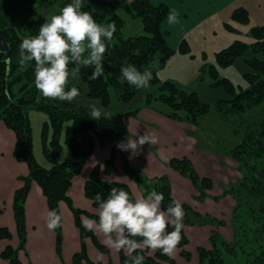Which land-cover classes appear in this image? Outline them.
Instances as JSON below:
<instances>
[{"label":"trees","instance_id":"1","mask_svg":"<svg viewBox=\"0 0 264 264\" xmlns=\"http://www.w3.org/2000/svg\"><path fill=\"white\" fill-rule=\"evenodd\" d=\"M56 1L0 0V32L3 33L10 49L9 64L7 66L4 50L0 44V121L15 135L14 159L19 163H25L28 167V176L21 178L23 187L17 190L13 197V213L18 246L16 249L6 247L0 255L1 259L7 261V264H21L17 253L23 250L25 244L24 203L31 183L34 182L40 187L43 196L46 198L48 211L55 210L58 214H61L58 205L60 202L71 205L66 191L71 185L73 177L81 172L86 161L93 154L96 144L102 146L105 143H110L112 151L110 157L102 166L97 165L91 171L84 186L85 197L93 202L95 208L99 209L98 203L94 200L96 193H101L102 198H106L110 189L115 187L123 188L133 196L125 184L103 182L100 180L99 174L103 171L104 174L109 175L114 171V154L117 141L126 140L127 137L131 136L123 121L134 116L138 110L112 115L111 119L93 120L89 115L88 107L50 102L49 98L43 97L34 83L35 62H26L23 66L19 63V45L22 40L37 35L39 31L25 27L23 24L13 26L6 17L7 6L9 5L11 8L23 7L27 15L31 17L36 13L35 5L37 3L45 2L51 5ZM95 2L113 10L114 13L107 18L104 15L94 13L90 7ZM82 10L90 12L99 24H107L113 21L116 24L117 31L114 33L112 40L106 42L108 47L103 60L105 68L103 76L98 79H90L93 72L90 67L82 68L80 72V78L87 86L88 97L100 100L104 106L108 105L109 102V88H112L117 99L122 102L130 101L138 91L135 87L129 85L127 81L121 83V66L131 63L143 71L153 61H157L158 67H162L176 50L182 53H187L189 50L185 39L180 41L175 51L168 46L167 33L161 30V24L169 13V9L165 4H153L151 0H87V6ZM120 12L131 20H139L143 34L124 38L122 29L125 25V18L119 14ZM231 17L242 25H246L249 21L248 14L244 9L233 11ZM250 34L252 37L251 43L245 44L241 41H235L216 54L217 63L220 66L230 65L247 49H250L254 54V57L249 59L247 63L250 72L245 74L249 88L240 91L231 100H220L216 103L214 111L220 115H226L228 111L241 113L264 102V26L254 27L251 29ZM69 67L71 68L72 65H69ZM7 74L9 76L8 87L5 80ZM150 84L157 86V94L147 95L145 106L155 107L153 103H159L167 111L161 108H158V111L171 120L196 125L202 116L211 111V106L204 103L196 93L183 91L170 81L161 84L155 73H153ZM217 84L223 85L228 93L233 94L235 92L232 84L227 79L218 81ZM30 111H40L46 116V121L41 126L40 137L42 154L49 164V168L38 165L34 156L32 130L29 122ZM251 142L252 136L230 149L228 154L239 163L250 156L261 157L264 154V142H261V140L254 141L256 148L253 150L255 151H249L247 145L249 146ZM64 148L67 149L68 156L59 162L58 158ZM167 166L181 176L186 177L193 184L200 194L199 201L207 196L205 191L212 187V182L207 178H200L188 159L174 158L168 161ZM256 167L258 168L257 165ZM123 169L136 182L143 196H146L153 189L163 193V209H167L168 205L174 201L167 178L159 177L149 180L141 173L134 171L127 163L124 164ZM257 170L259 171V180L254 182L250 192L263 198L264 166ZM236 192V188L230 187L227 191L225 190L224 194L228 193L234 197ZM234 198L236 202L241 199L236 196ZM211 199L218 200V198ZM69 207L74 216L75 226L80 232L81 240L84 241L86 238H90L98 249L104 251L92 232L85 229L80 218L85 216L99 222V217L74 209L72 206ZM249 207L250 209L247 212L242 213L241 210L233 213L231 219L234 235L232 243H227L218 233L211 232L209 238L210 249L201 247L195 249L199 264H226L224 255H229L233 259L241 258L243 264H264V202L258 207V210H253L251 205ZM182 208L185 213L183 218L184 227L225 226L224 222L208 215H200L187 205H182ZM246 225L251 228L249 232L254 237L252 239L256 243L257 249L250 244L249 240L245 239L246 233H249L246 231ZM184 227L181 231V240L176 248L179 250L180 257L189 262L191 254L185 250L188 240L184 234ZM167 231L171 232L173 228L169 226ZM54 232L56 234L57 250L59 251L62 240L61 227L56 228ZM10 238L11 235L8 229L0 227V240ZM135 239L141 240L142 238L135 237ZM257 250L258 252H256ZM150 251L151 249H145L141 253L145 257L143 264L171 262L161 251H156L153 256L148 255ZM118 254L120 264H125L127 259L125 252L121 250ZM72 262L73 264H92L87 259L84 248L73 256Z\"/></svg>","mask_w":264,"mask_h":264},{"label":"crops","instance_id":"2","mask_svg":"<svg viewBox=\"0 0 264 264\" xmlns=\"http://www.w3.org/2000/svg\"><path fill=\"white\" fill-rule=\"evenodd\" d=\"M259 2L264 5V0H175V3L179 5L178 18H181L184 27L183 31L180 32L179 40L185 39L187 33H192L198 25L207 20L226 13L228 15L230 11L232 13L237 9H244L250 20H254L257 24L255 27L264 26V14L261 21L255 20L251 15V9L257 11L264 9ZM162 4L166 5V3ZM231 13L228 16H231ZM166 33L168 34L167 30ZM182 33L183 38L181 37ZM166 41L171 49H176L180 43L177 41V43L170 45L167 38ZM158 110V108L144 105L138 108V112L134 116L123 121L131 136L136 131L141 135L144 132L155 133L158 142L143 145L138 154H133L130 150L121 151L116 147L114 154L115 169L109 175L101 171L100 180L106 183L125 184L130 189L134 199L143 196L136 182L123 169L124 164L127 163L134 171L141 173L149 180L159 177L167 178L173 199L179 201L181 205L189 206L200 215L211 213V209L221 207L222 202H226L228 196H221V191L217 188L216 194H209L218 197L217 201H213L209 197L201 201L197 200L198 195L191 182L170 169L167 163L174 158H186L200 177L210 179L218 187L220 184L233 183L228 174L230 172L228 168L232 170L233 166L224 154L226 153L225 148L222 150L202 148L198 144L200 143L197 139L198 135L195 134L193 128L167 118ZM206 116L201 121H205ZM200 123L202 124V122ZM14 145V133L0 121V227L8 229L11 234L10 240H0V255L6 247L16 249L18 246L12 209L13 197L15 192L23 187L21 178L28 176L26 164L17 162L13 157ZM111 151L110 143L95 146L93 154L86 161L81 173L73 177L71 185L66 191L71 205L65 202L59 204L62 214V240L59 251L57 250L56 234L54 230H49L47 227L49 211L46 198L39 186L34 182L31 183L24 203L26 239L23 250L18 252L21 264H73V256L79 253L82 248L85 249L87 259L92 264H120L118 252L106 245V238L102 232L90 230L104 251L98 249L90 238L81 240L80 232L75 226L74 216L69 207L72 206L74 209L99 217V209L95 208L93 202L84 195V186L91 171L97 165L102 166L110 157ZM223 214L224 211L222 210L218 213L220 216ZM184 234L188 240L186 247L193 245L205 248L208 241L205 239L207 236L209 238L210 228L209 226H187L184 227ZM166 256L172 260L179 258V264H185V262L194 264L196 260L199 264L197 255L194 257L195 260L192 254L189 262L183 261L177 248L171 255ZM0 264H7V261L0 258Z\"/></svg>","mask_w":264,"mask_h":264},{"label":"rangeland","instance_id":"3","mask_svg":"<svg viewBox=\"0 0 264 264\" xmlns=\"http://www.w3.org/2000/svg\"><path fill=\"white\" fill-rule=\"evenodd\" d=\"M161 1H163L162 3H166L167 7H169V11L175 10L178 13L179 5L175 3V0H151L153 4L161 3ZM69 2L70 0H57L54 4L51 5L45 2L37 3L35 5L36 13L31 17L27 15L26 10L23 7L11 8L8 5L6 10V17L7 19H9L13 26L23 24L25 27H29L39 31L40 26L45 23V21L50 20L53 15L59 14L61 9ZM259 3L264 7L261 2ZM86 6L87 0H83V8ZM90 9L94 13L106 16V18L110 17L114 13L113 10L106 8L98 4L97 2L91 5ZM262 11H264V9L260 11L251 9V15H253L255 20L261 21L264 14L262 13ZM230 13L231 11L228 13V15H230ZM119 14L125 18V25L122 29V35L124 38L143 34L142 25L139 20H131L124 16L121 12ZM228 15L226 13L220 16H216L214 19L207 20L206 22L198 25L192 33H187V36L184 37L189 49L187 53L177 51V48L173 49L174 51L176 50L175 53L172 54L171 57L165 62L164 66H157L152 68L151 70L153 71V73H155L156 78L159 80V83L162 84L166 81L173 82L177 88L183 91L196 93L204 103H207L211 106V111L208 113V115H204L206 116L205 121H201L204 118V116H202L196 125L184 122L181 123L186 124L190 128L194 129L195 134L198 135L197 139L200 142L198 144L201 145L202 148H218L220 150L225 148L224 151H226V153L224 154L231 161L229 163L231 164V166H233V171L228 168V170L230 171L228 174L229 177L232 178L233 183L220 184L217 187L209 179L212 182V187L209 190L205 191L207 195L206 197H209L210 199L218 198L216 196H211L216 194L218 188L221 191V196H228L227 201L222 202L221 207L211 209L212 212L205 215L211 216L212 218L225 223V226L222 227L209 226V238L211 236V232H216L227 243H232L234 235L231 225V219L234 211L240 212L242 210V213L247 212L250 209L249 205L253 207V210H258V207L264 202V197L260 198V196H258L256 193L254 194L250 192L254 185V182L259 180V171L257 169L264 166V154H262L261 157L258 158L250 156L246 158V160H243L239 163L228 154V151L240 144L241 141L244 142V139H248L249 137L251 138V136L252 142L249 143V146L247 145V149L249 151H252L256 148V144H254V141L257 142L258 140H261V142H264V102L241 113L228 111V114L220 115L216 111H214V106L220 100H231L237 93H239L240 91H245L249 88V85L245 79V74L250 72V68L247 64L248 60L254 57L252 51L250 49H247L242 55L237 57L228 66H220L217 63L216 54L232 45L235 41H241L245 44L251 43L252 37L250 31L257 25L255 24L254 20L252 21L250 20V18L248 24H239L234 21L231 16ZM178 21V24L174 26H169L167 24V19H165L161 24V30L165 32L166 30L168 31L167 39L170 45L177 43V41L179 43L180 41V32L181 30L183 31L184 27L182 25L183 22L181 21V18H178ZM181 37L183 38V33ZM223 79H227L232 84L235 91L233 94L228 93L223 85L217 84L218 81H221ZM68 86L69 88L72 86L78 87V89L80 90V96L74 99L72 102L60 101L58 99L51 98H49V101L83 107H88L89 104L99 101V105L102 106L104 110L111 112L112 115L138 110V108L145 105V98L147 95L157 94V86L150 84V87L148 89L138 90L135 96L130 101L122 102L117 99L112 88H109V102L108 105L104 106L102 105V102L100 100L91 99L88 97L87 86L85 83H83L81 78L79 80L70 79ZM153 106L161 109H166L164 106L160 105L157 102H154ZM44 121H46V116L44 113L40 111L29 112V122L32 130L33 150L36 156L35 158L39 165H42L45 168H49V165L44 159L41 148L40 130ZM200 122H202V124ZM200 126L201 128H199ZM97 145L98 144H96V146ZM67 156L68 151L66 148H64L63 152L58 158V161H63ZM256 165L258 166V168L256 167ZM184 178L187 179L186 177ZM235 178L237 179L235 180ZM230 187L236 188L237 192L235 196L241 198L237 202L234 198L235 196L233 197V195L228 193L224 194L225 190L227 191ZM193 188L195 189L194 186ZM195 191L197 192V195L199 197V192L196 189ZM221 210L224 211L223 216L218 215L219 211L221 212ZM82 217L85 216L80 217L81 221ZM250 229L251 228L246 225V231L249 232ZM209 238L207 236L205 239V241H207L208 239L205 249H210ZM252 238L254 237L251 232L246 233L245 239L249 240L250 244L255 249H257L256 243L253 242ZM195 248L200 247H196L193 245H189L188 247L185 246V250L192 254L193 258L196 255ZM157 250H151L148 255L153 256V254ZM256 252H258V250ZM168 258L171 260V262H164L162 264H179V258L173 260L170 257ZM224 259L226 264H243V260L241 258L233 259L229 255H224ZM182 260L184 261L183 258ZM196 261L194 264H197ZM185 264L189 263L185 262Z\"/></svg>","mask_w":264,"mask_h":264},{"label":"clouds","instance_id":"4","mask_svg":"<svg viewBox=\"0 0 264 264\" xmlns=\"http://www.w3.org/2000/svg\"><path fill=\"white\" fill-rule=\"evenodd\" d=\"M82 8L83 0H70L59 14L40 26L37 35L23 39L19 45V63L23 66L26 62H35V87L45 98L72 102L80 96V90L76 86L68 88L69 80H79L82 68L93 69L90 79H98L104 74L106 42L112 40L117 31L116 24L114 21L99 24ZM166 19L169 26H174L179 22L178 13L170 10ZM157 66L158 62L153 61L141 71L134 64L123 65L120 68L121 83L127 81L137 90L148 89L153 79L151 69ZM88 108L93 120L112 118L111 112L104 110L99 101L89 104ZM157 142L155 133L141 135L136 131L116 146L121 151L138 154L143 145ZM94 200L99 205V222L82 217V224L86 230L102 232L110 249L123 250L127 256L125 264H143L145 257L141 253L145 249H160L163 254L171 255L181 240L185 215L181 203L174 200L163 209L164 195L155 189L146 196L133 199L123 188L114 187L106 198L96 193ZM61 225L62 214L50 210L47 214L49 230ZM169 226L173 231H167Z\"/></svg>","mask_w":264,"mask_h":264},{"label":"water","instance_id":"5","mask_svg":"<svg viewBox=\"0 0 264 264\" xmlns=\"http://www.w3.org/2000/svg\"><path fill=\"white\" fill-rule=\"evenodd\" d=\"M0 44H1L2 48H3V50H4V58H5V62L7 64V66H8L10 49H9V46H8V44H7L6 40H5L2 32H0ZM8 79H9V76L7 74L6 77H5L7 87L9 86Z\"/></svg>","mask_w":264,"mask_h":264}]
</instances>
